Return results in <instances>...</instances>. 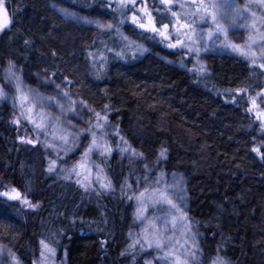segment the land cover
Listing matches in <instances>:
<instances>
[{
  "label": "trees",
  "instance_id": "16d2710c",
  "mask_svg": "<svg viewBox=\"0 0 264 264\" xmlns=\"http://www.w3.org/2000/svg\"><path fill=\"white\" fill-rule=\"evenodd\" d=\"M139 2V7L146 3L153 16L176 21L162 11L160 0H138L137 8ZM176 2L196 9L188 0H173L178 13L185 8ZM52 3L108 23L124 19L120 31L184 64L187 72L153 54L136 55L115 28L98 31L65 23L50 8ZM115 3L0 0L9 21L0 30V65L12 61L27 80L33 73L57 82L67 77L96 111L109 106L108 120L143 154L131 160L116 155L99 159L120 194L89 193L48 173L46 150L26 143L33 132L15 124L11 109L0 105V192L15 187L38 205L33 210L0 196V242L21 264H35L41 239L55 248L53 257L66 264H139L145 253L130 248L126 239L135 223L127 187L144 171L164 168L186 177L188 221L207 262L217 247L228 264H264V158L252 151L255 147L264 152V123L258 119L264 113V59L253 62L232 55L212 60L210 73L202 76L192 55L138 28L131 11L121 17L113 11ZM80 154L76 149L60 162L70 167L80 161Z\"/></svg>",
  "mask_w": 264,
  "mask_h": 264
},
{
  "label": "rangeland",
  "instance_id": "374dc122",
  "mask_svg": "<svg viewBox=\"0 0 264 264\" xmlns=\"http://www.w3.org/2000/svg\"><path fill=\"white\" fill-rule=\"evenodd\" d=\"M188 1L194 4L193 0ZM200 2L201 0H196L194 7L196 8V5H198ZM203 3L208 5L214 3L222 5L219 9L217 18L220 24L227 30V36H225L223 32H219L210 17H204L202 19L199 15H193L196 9L192 8V11L189 12L188 8L186 7L182 11V20L185 22L187 21L189 23L194 20L195 23L193 27H195L196 32L202 35L203 37V39L200 40L198 42V45L196 46L202 44L206 47L201 48L198 57L194 51L190 53L187 47H180V49L182 51L188 52L189 55H192L199 68L203 66L204 71L201 72L202 76H207L210 73V63L212 60L219 61L220 59L231 57L232 55L244 57L253 62H259L264 59V3H262V0H203ZM139 5L140 2L138 3V7ZM176 5H179V3L176 2ZM228 5H230V7ZM50 8L53 12L60 16L65 23H72L76 27L98 31L108 30L107 28L102 29L97 27V22L103 25L109 24L104 20L82 16L78 13L73 12L72 10L66 9L65 7H62L55 3H52L50 5ZM236 9H239L242 12V15L234 20L233 17ZM0 19H2V17ZM175 22L176 21H173L172 23ZM170 31L173 33L171 37L172 42L175 43L176 30L170 28ZM181 31H186V29H181ZM120 32L128 38V40L126 41L118 35L120 40H122L126 44L128 43V41L134 42L131 50H133L136 55L153 54L165 64L187 72V68L184 64L172 61L166 58L164 55L154 53L149 46L136 42L135 40L127 36L123 31ZM210 32L213 34V37L218 35L219 39L211 38L209 36ZM181 38L183 39V37ZM230 45H238L241 49L248 52L249 54L247 56L241 55L240 52L234 51ZM137 46H139V48H137ZM252 53H255V56H253ZM8 63L9 61L5 62L4 65H0V89H2L5 93V96L3 98H0V105L6 104L11 109L15 116L14 121L18 120L19 123L23 124L26 128L30 129L33 132L32 140L35 141L38 130L34 127V124L30 123L29 120L26 118V112L24 116L21 115V107L19 105V102L17 101L14 103L15 98L17 96L15 81L5 79V69L8 67ZM13 70L15 71L16 75L20 78V82L24 90L34 89L39 92L42 96L48 97L60 95L61 98L62 90L69 91L71 98L77 101V111L75 113L68 112L66 113L65 117L61 118V125L63 128H66L73 132L79 131L80 128H86L88 126L87 121L90 118L94 120V114L88 111V107H85L83 104L79 103V101L85 100L80 95H78V93L75 92V90L71 86V83L69 84L67 83V81L57 82L52 76H48L46 74L41 73H33L31 75V79L27 80V78L24 76L22 70L19 67L15 65V68ZM57 84L61 85V89L56 88ZM85 102L88 106L92 107L87 101ZM65 106H67L66 101ZM41 112L45 113L47 115L48 120L52 123L56 121L57 116L60 114V110L55 104H53L52 107L45 106L43 108H41L40 106H36L33 110V116L35 120L39 121L41 119ZM108 122V135L105 137V139L107 140L108 146L112 148V151L110 154L104 153L102 155L101 153L103 152V148H100L94 150L90 154V157L86 163V167L91 169V175H89L88 172H86L84 169H77L78 171L82 172V175L80 177H77L75 174H72L68 176L67 179H65L64 176L66 175V172L61 171V168L69 169L73 166L72 165L70 167H67L66 165L61 163V159L65 157L67 158L69 155L73 154L76 149H79L81 153L80 156L82 157L85 148L91 141V137L87 133H84L79 137V139L76 141V146L71 147V150H69L66 155L63 150L57 153L53 151L52 148H45L42 143H37L43 149H45L46 153L48 154L45 161L46 168L48 167V161L50 159L57 160V167L55 171L51 173L54 178L75 183H77L76 181L78 179L85 183H87L88 180H91L92 185L87 190V192L89 193L103 194L108 196H117L118 194H120L119 191L113 188L112 186L109 190L101 189L100 184L96 182L95 177L96 172L99 169H103L98 161L103 157L116 155L119 158H126L128 160L133 159V157L130 156L129 153L121 152V147L123 146L121 137L124 138L123 133L111 121L108 120ZM73 125H75V127H73ZM117 129L119 130V135L114 134ZM45 140H53L51 125H49L47 136H45L43 132L40 133V141ZM54 143L59 147L61 146L62 141L56 139L54 140ZM80 143L81 145L79 146ZM118 145L120 146L118 147ZM58 156L62 158L58 159ZM103 174L108 179V176L104 170ZM174 175L182 181V190L169 189V191H174L175 197L178 199V202L182 206L183 212L186 213V216H184L183 219H177L175 224H173V213L171 211H168L169 206L167 203H161L159 205H156L151 201H148L147 208L143 212L141 219H137L136 213L138 202L135 197L138 196L139 193L144 190L145 186H150L154 188V181L158 176H162L163 180L171 182L172 177ZM77 186L82 190H85L84 188L80 187L79 184H77ZM127 190L130 195H133V203L131 205V210L135 218V223L127 231L126 239L131 244L133 240L140 241L139 244L135 245V248H137L140 252L145 253V256L139 262V264H176L175 257H179L183 262H185V264H211L212 259L216 257L218 252L220 255V251L216 247L213 251V255L211 256L210 260L208 262L206 261V258L199 243L197 231L188 221L189 196L186 188V177L182 172L175 170H167L164 168L160 170H155V172L151 170L150 173L144 171L141 175L135 177L134 182L132 184H129ZM179 215V213H176L177 217H179ZM165 218L167 219L165 220ZM157 230L162 233V235L164 236L165 244L171 246V250L175 253V256L169 255L168 257H165V253L158 250L155 245L150 248L146 243H144L145 231H147L149 235H152ZM186 239L188 240L187 244L184 243ZM193 239L195 240L198 251L191 247ZM141 245H143V247H141ZM9 250L11 251V253H13V251L7 245L0 242V264H12V259L9 254ZM165 250L167 251L168 249L166 248ZM193 251H196L195 259H193L191 255ZM17 264H21L18 258ZM35 264H66V262L65 260L59 261L53 256L47 257L46 259L42 260L40 255L39 258L35 260ZM226 264L228 263L226 262Z\"/></svg>",
  "mask_w": 264,
  "mask_h": 264
},
{
  "label": "snow or ice",
  "instance_id": "6c2138e0",
  "mask_svg": "<svg viewBox=\"0 0 264 264\" xmlns=\"http://www.w3.org/2000/svg\"><path fill=\"white\" fill-rule=\"evenodd\" d=\"M137 2L138 0H116L115 7L113 8V11H116L120 14L121 17L126 16L127 12L131 11V21L134 23L138 28L144 30V31H151L155 35H159L162 37L164 41H168L167 47L169 48H176V47H187L188 51L195 52L197 57L199 56V52L201 48H205V45L199 44L198 42L203 39L202 35L196 32L195 27H193L195 21L192 22H185L181 23V13H178L175 11L172 7L173 0H160V4L164 6L163 12L170 13L172 17L176 18L175 23H170L166 21V18L164 16H160L159 18L153 16L152 12L149 10V6L144 3L139 8H137ZM193 3H196V0H193ZM262 3H264V0H262ZM222 5L220 4H205L203 3V0L196 5V10L193 15H199L203 19L204 17H210L212 22L216 25L219 32H223L225 36H227V30L220 24L218 20V12ZM230 7V5H228ZM109 7H112L111 2L109 3ZM179 7L181 9L188 8V11H192L191 5H185L184 3H180ZM211 9V10H209ZM247 10V9H245ZM156 11H161V9H156ZM137 12H139V15H137ZM0 14H3V18L0 19V30H3L5 27H7L9 21L7 18V15L4 14V10L2 6H0ZM242 12L239 9H236L234 12L233 19L235 20L237 17L241 16ZM124 19H121L120 24L124 23ZM120 24H113L109 23L107 25L100 24L97 22V27L99 28H107L108 30H111L115 28L117 35H119L123 40H128L126 36L123 35V33L120 32ZM159 24V27L157 26ZM170 27L172 29L176 30L175 35V43L172 42V35L173 33L169 31ZM181 29H186V31H181ZM209 36L213 39H219V36H214L210 32ZM183 37V39L181 38ZM187 41V43H186ZM27 43V41H26ZM134 42L128 41V43L125 45V47L131 49ZM195 46V47H194ZM234 51L240 52L241 55L247 56L249 53L244 51L240 48L238 45H230ZM139 48V46H137ZM110 51L112 49H109ZM117 56L122 55L121 52L116 53ZM253 56H255V53H252ZM101 59H103V56H101ZM261 68H264V63L260 64ZM15 68V65L12 61H9L8 67L5 69V79L6 80H14L15 81V87L17 91V96L15 98V102H19V105L21 107V115L24 116L25 112L27 113L26 118L29 120L30 123L34 124V127L38 130L36 135V140H27L26 143L29 144H35V143H42L45 148H52L53 151L59 153L61 150L65 152V155L69 150H71V147L76 146V141L79 139L81 135L84 133H87L91 137V141L88 144V146L85 148L81 160L78 161L76 164L72 166V168L69 169H63L61 168V171H65L66 175L64 176L65 179L68 178V176L75 174L77 177H80L82 175L81 171H78L77 169H84L86 172H88L89 175H91V169L86 167V163L90 157V154L97 149L103 148L102 155L104 153H111L112 148L108 146L107 140L105 137L108 135V105L104 106V110L102 111H96L94 108L88 106L85 101L81 100L79 101L80 104H83L85 107H88V111L92 112L94 114V120L89 119L87 121L88 126L86 128H80L79 131H70L66 128H63L61 125V118L65 117L66 113L72 112L75 113L77 111V101L73 100L71 98V95L69 91L62 90V98L60 95L56 96H42L39 92H37L34 89H28L24 90L22 88L20 78L16 75L15 71L13 70ZM199 71L203 72L204 68L203 66L200 67ZM65 80L67 83H71L70 80H68L67 77H65ZM57 89H61V85H56ZM241 90H237V94L239 95ZM5 96V93L2 89H0V98H3ZM65 101L67 102V106H65ZM53 104H55L59 110L60 114L57 116L56 121L54 123L50 122L47 118V115L43 112L40 113L41 119L39 121L35 120L33 116V110L36 106H40L41 108L47 106L52 107ZM256 106V102L253 99L252 100V107L254 108ZM252 109L250 108L249 111ZM258 119H262V123H264V113L258 115ZM14 123H19L18 120L13 121ZM70 123V121H69ZM49 125H51L52 128V136L53 140H45L40 141V133L43 132L45 136L48 135V128ZM75 127V125H73ZM116 135H119V130L117 129L114 133ZM262 135H264V132H262ZM60 140L62 141L61 146H57L54 143V140ZM121 141L123 142V146L121 147L122 153H129L132 157H143L142 153H139L136 151L135 148H133L127 140H125L123 137H121ZM68 146V147H65ZM120 145H118L119 147ZM253 152H256L258 155L261 156V158H264V152H261L258 148H253ZM165 149H162L160 152V157L164 158L165 156ZM62 157L58 156V159H61ZM57 167V160L50 159L48 161V167L46 168V171L48 173H52L55 171ZM147 168V165H145ZM96 182L100 184V188L104 190L111 189V182L107 179L106 176L103 174V169H99L96 174ZM147 179V177H146ZM77 184H79L80 187L84 188L86 191L88 188L91 187L92 182L91 180H88L87 183L82 182L80 179H78ZM155 187L145 186L144 190L139 193L138 196H136V200L138 202L137 207V213L136 218L141 219L143 212L147 208V202L151 201L152 203L159 205L161 203H167L169 208L168 211H171L173 213V224H175L177 219H183L184 216H186V213L183 212V208L178 202V199L175 197L174 191H169V189L173 190H182V181L178 179L175 175L172 177V181L168 182L163 180L162 176H158L156 180L154 181ZM0 196L7 197L10 201H19L22 206H25L30 209H35L38 207V205L32 204L25 194H22L20 191H18L15 187L11 189V191H4L0 192ZM133 197H129V199H132ZM176 213H179V217L176 216ZM167 218H165L166 220ZM139 240H133L132 244L129 245L130 248L135 247V245L139 244ZM144 243L148 245V247H155L165 253V257H168L169 255L175 256V253L171 250L170 245L165 244L164 236L162 233L157 230L154 234L149 235L147 231H145L144 234ZM185 244L188 243V240L186 239ZM41 259L44 260L47 257L54 256L55 255V248L50 247L49 244L41 239ZM143 247V245H141ZM191 247L193 249H196L198 251L197 245L195 243V240L193 239ZM168 249L167 251L165 249ZM9 254L12 259V264H17V258L15 257V254L11 253L9 250ZM124 253H122L123 255ZM192 258H196V251H193L191 253ZM176 264H185L179 257H175ZM211 264H226V261L223 257L219 255V252L217 253L216 257H214L211 261Z\"/></svg>",
  "mask_w": 264,
  "mask_h": 264
},
{
  "label": "bare ground",
  "instance_id": "6f19581e",
  "mask_svg": "<svg viewBox=\"0 0 264 264\" xmlns=\"http://www.w3.org/2000/svg\"><path fill=\"white\" fill-rule=\"evenodd\" d=\"M60 17V16H59ZM61 18V17H60ZM62 19V18H61Z\"/></svg>",
  "mask_w": 264,
  "mask_h": 264
}]
</instances>
